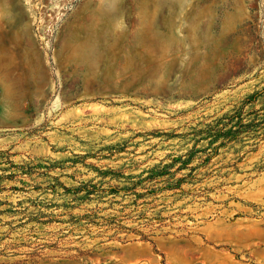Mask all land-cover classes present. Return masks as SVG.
<instances>
[{"label":"rangeland","instance_id":"1","mask_svg":"<svg viewBox=\"0 0 264 264\" xmlns=\"http://www.w3.org/2000/svg\"><path fill=\"white\" fill-rule=\"evenodd\" d=\"M0 264H264V0H0Z\"/></svg>","mask_w":264,"mask_h":264}]
</instances>
